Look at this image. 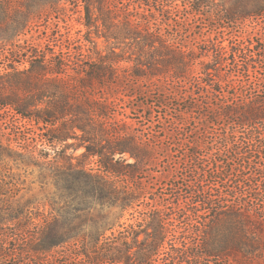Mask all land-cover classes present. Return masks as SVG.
<instances>
[{
  "label": "trees",
  "instance_id": "16d2710c",
  "mask_svg": "<svg viewBox=\"0 0 264 264\" xmlns=\"http://www.w3.org/2000/svg\"><path fill=\"white\" fill-rule=\"evenodd\" d=\"M63 3L82 7L83 42H22ZM215 17L229 26L206 28ZM251 18L264 0H0V112L44 131L39 147L0 119V264L66 247L84 264H264V32L225 37ZM172 98L176 116L147 135L134 112ZM161 134L184 150L170 165L191 169L185 198L149 197L151 168L172 157ZM29 169L47 214L20 195Z\"/></svg>",
  "mask_w": 264,
  "mask_h": 264
},
{
  "label": "rangeland",
  "instance_id": "374dc122",
  "mask_svg": "<svg viewBox=\"0 0 264 264\" xmlns=\"http://www.w3.org/2000/svg\"><path fill=\"white\" fill-rule=\"evenodd\" d=\"M220 0H218L219 2ZM65 9L57 14L56 16L52 17V20L49 23L42 22L38 28H34L30 31L26 37L23 38L24 40H28L30 43L34 45H41V47H45L47 44L51 45H60L61 43L65 44L64 51L77 47L81 42L84 41V35L86 33V28L82 24L83 21V11L82 7H75L73 4L70 3H63ZM205 22V26L207 28L210 23L216 26H220V24L228 27L229 23L226 24L218 20L215 17L212 21ZM228 25V26H227ZM213 27L208 28L206 31L211 32L212 36L216 39L218 38L214 31L211 29ZM234 30L226 29L225 37L228 39L232 36L231 32L235 35H239L240 39H257L261 37V33L264 32V18L261 19H247L243 21L242 24L236 25L233 27ZM211 30V31H210ZM231 31V32H230ZM229 32V33H228ZM199 33V30H197ZM58 40L57 43H55ZM228 45V42H225ZM100 48L105 49V45L101 42ZM59 48H56V51ZM5 53V52H4ZM5 55L0 54V62H4ZM157 93V92H156ZM155 93V94H156ZM154 101L157 99V96L154 97ZM142 101H146L143 97L134 100H126V103L122 105V107H127V109H119L117 113L118 118H123V113L130 114V107H137ZM165 107H157L155 110L152 111V115H150L151 111L144 110L143 108L140 109L139 112H134L135 115L132 117H140L147 116V119H144L145 122V132L148 135L149 133H156L163 127L169 126V120L165 121V117L170 119L171 116H176V108L177 105L180 104L179 101L174 100L173 98L170 101H167ZM167 115V116H165ZM151 116V117H150ZM0 119L2 131L5 132L7 135L10 134L12 137L18 136L20 138H28L30 142L37 143L39 147H43L42 139L40 134L43 135L44 131H42L41 126H37L33 122H29L27 120L22 119L20 116L15 114L12 110H6L0 112ZM143 120V119H141ZM160 121H164V126L162 123L159 124ZM164 135V134H161ZM166 137V138H165ZM164 141L159 144V147H163V152L159 153V155H171V158H161L160 161L157 162L156 166H153L150 170V177H149V184L152 188V193L149 195L150 198H154L155 200H160L163 202L162 193H165L168 196L171 194H180L182 198L187 197V184L188 179L186 176H192L191 169L186 167L185 165H181L180 168L177 170L173 169L170 165L172 161L184 159L183 154L184 150L182 148L174 146L172 150L167 151L166 147L172 143V140L169 139V136H163L162 138ZM158 145V143H157ZM181 145V144H180ZM203 154H206L205 151L201 150ZM82 153V150L78 151V154ZM180 158V159H178ZM162 159V160H161ZM21 174V181H24V184L20 185L22 188L20 195H24L26 199H35L37 202L36 205L39 209L35 210V213L38 214H47L49 208L47 206L43 207L41 203H43L44 199V192L42 190L37 170H27L26 173L24 171H18ZM204 185H207L204 183ZM179 189V190H176ZM174 197V196H173ZM196 199V198H195ZM199 199V198H198ZM165 200H167L165 198ZM184 205V204H183ZM145 210V206L138 208V212ZM189 210V209H188ZM132 213H135V210H130L125 217L122 219V223L127 225L135 223V220L132 218ZM171 213V212H168ZM176 212L178 217H184L187 214V211L183 210V212ZM175 214V211H174ZM138 215V214H135ZM71 250L69 247L57 249L53 253L45 255L43 257L44 262L41 264H84L83 261L80 260L74 254H71Z\"/></svg>",
  "mask_w": 264,
  "mask_h": 264
}]
</instances>
